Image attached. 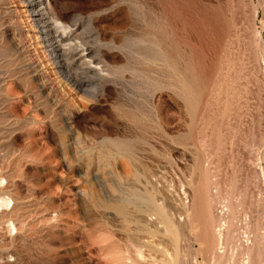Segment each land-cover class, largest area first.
I'll return each instance as SVG.
<instances>
[{"label":"rangeland","instance_id":"rangeland-1","mask_svg":"<svg viewBox=\"0 0 264 264\" xmlns=\"http://www.w3.org/2000/svg\"><path fill=\"white\" fill-rule=\"evenodd\" d=\"M37 1L0 0V264H264V0Z\"/></svg>","mask_w":264,"mask_h":264},{"label":"bare ground","instance_id":"bare-ground-1","mask_svg":"<svg viewBox=\"0 0 264 264\" xmlns=\"http://www.w3.org/2000/svg\"><path fill=\"white\" fill-rule=\"evenodd\" d=\"M38 3V1L37 0H29V7H34L36 4ZM28 5V4H27ZM40 10V9H39ZM32 12V11H31ZM44 12V11H43ZM33 13L35 14L34 16H40V13L36 10V11H33ZM41 15H42V13H41ZM41 19V18H40ZM48 24V23H47ZM53 48H54V50H55V52H58V49H59V46L58 45H56V46H53ZM81 48V47H80ZM77 49V48H76ZM79 50V49H78ZM77 50V51H78ZM89 52V51H88ZM87 53V52H86ZM82 54L84 55L85 53H83L82 52ZM81 54V55H82ZM88 54V53H87ZM80 55V56H81ZM86 60V59H85ZM121 211L123 212L124 210L123 209H121ZM220 234V233H219Z\"/></svg>","mask_w":264,"mask_h":264}]
</instances>
